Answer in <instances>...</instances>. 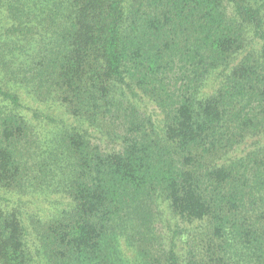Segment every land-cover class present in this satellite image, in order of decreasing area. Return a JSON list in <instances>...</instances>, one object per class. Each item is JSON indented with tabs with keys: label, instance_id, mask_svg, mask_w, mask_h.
Listing matches in <instances>:
<instances>
[{
	"label": "trees",
	"instance_id": "16d2710c",
	"mask_svg": "<svg viewBox=\"0 0 264 264\" xmlns=\"http://www.w3.org/2000/svg\"><path fill=\"white\" fill-rule=\"evenodd\" d=\"M0 264H264V0H0Z\"/></svg>",
	"mask_w": 264,
	"mask_h": 264
}]
</instances>
